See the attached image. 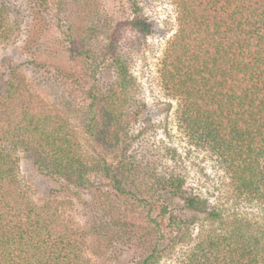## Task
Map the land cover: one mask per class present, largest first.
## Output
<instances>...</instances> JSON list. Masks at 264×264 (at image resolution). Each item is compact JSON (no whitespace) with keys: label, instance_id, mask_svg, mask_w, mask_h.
I'll use <instances>...</instances> for the list:
<instances>
[{"label":"trees","instance_id":"trees-1","mask_svg":"<svg viewBox=\"0 0 264 264\" xmlns=\"http://www.w3.org/2000/svg\"><path fill=\"white\" fill-rule=\"evenodd\" d=\"M173 1L177 30L160 62L162 87L177 100L189 138L220 158L241 197L263 204V223L254 228L237 213L228 221L183 176L154 174L130 149L139 111L125 110L134 78L113 35L96 49L62 17L64 47L42 49L53 35L54 0H0V41L10 15L25 16L22 56L36 80L69 92L57 107L27 85L12 56L1 61L0 264H96L91 242L111 249L114 264H158L178 246L185 264H264V0ZM128 24L149 27L139 16ZM74 96L95 154L72 123ZM21 150L56 184L50 195L70 186L92 191L90 218L70 224L54 196L35 202L20 179ZM198 225L209 228L196 237ZM122 247L139 250L138 258L122 262Z\"/></svg>","mask_w":264,"mask_h":264},{"label":"rangeland","instance_id":"rangeland-1","mask_svg":"<svg viewBox=\"0 0 264 264\" xmlns=\"http://www.w3.org/2000/svg\"><path fill=\"white\" fill-rule=\"evenodd\" d=\"M54 2L52 21L55 26L51 28L53 35L46 34V39L41 44L42 49L49 45L64 47L63 41L61 42L64 37L61 18L65 17L70 19L75 33L82 35L87 42L90 40L96 49L109 44L110 36L113 35L118 51L127 60L134 82L125 110L139 111V115L133 118L131 124L134 139L130 149L142 162L151 167L154 174L183 176L187 189L208 199L211 207L222 209L228 221L237 213L250 222L252 227H259L263 223V204L241 197L220 158L209 148L189 138L178 121L177 100L169 96L162 87L159 75L160 62L168 42L177 30V8L174 1L54 0ZM27 6L28 4L24 9ZM136 16L148 23V30L142 31L128 24V20ZM26 21L27 18L23 15H10L9 37L0 41V64L2 59L12 56L13 67H16L27 85L43 100L63 107L69 100V92L52 87L44 80H36V70L21 54V46L27 33ZM74 98L71 107L79 111L76 109L73 111L72 123L84 147L89 153L95 154V142L85 133L79 108L81 104H77L80 97L77 96L76 100ZM18 159L22 185L35 202L42 204L49 196H54L60 211L70 224L82 225L90 218L86 203L92 191L70 186L63 192L50 195L49 187L56 185L52 179L41 175L32 161L25 156L24 151L18 152ZM102 182L106 185V181ZM100 186L107 187L103 184ZM208 228L209 226L198 225L194 227L193 235L197 237L201 230ZM189 244L190 242L183 246L185 252ZM100 246V243L91 242L87 249L88 256L96 260V264H114L115 253ZM180 249L181 246H178L171 258H164L158 264H185L183 263L185 254L182 256L184 252ZM138 252L139 250L122 247L116 254L122 262L130 263L138 258Z\"/></svg>","mask_w":264,"mask_h":264}]
</instances>
